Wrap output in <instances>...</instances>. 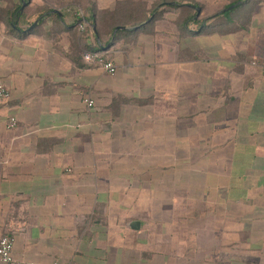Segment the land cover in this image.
<instances>
[{"label":"crops","instance_id":"0c3cea01","mask_svg":"<svg viewBox=\"0 0 264 264\" xmlns=\"http://www.w3.org/2000/svg\"><path fill=\"white\" fill-rule=\"evenodd\" d=\"M233 1L0 0L15 259L264 264V0Z\"/></svg>","mask_w":264,"mask_h":264},{"label":"built area","instance_id":"2783aa9c","mask_svg":"<svg viewBox=\"0 0 264 264\" xmlns=\"http://www.w3.org/2000/svg\"><path fill=\"white\" fill-rule=\"evenodd\" d=\"M85 23H81L80 29L85 28ZM82 58L85 62L96 65L101 68L104 73L114 74L116 72L117 66L113 60L107 59L104 52L101 50H87L82 54ZM8 92L5 87L0 84V98L6 99L8 97ZM83 102L87 108L91 109L94 106V100L90 98L89 94H84ZM17 124L15 117L9 118V127H14ZM0 263L1 264H37L33 261H20L15 259L13 255V239L8 234H2L0 236ZM49 264H71L69 262H51Z\"/></svg>","mask_w":264,"mask_h":264},{"label":"trees","instance_id":"16d2710c","mask_svg":"<svg viewBox=\"0 0 264 264\" xmlns=\"http://www.w3.org/2000/svg\"><path fill=\"white\" fill-rule=\"evenodd\" d=\"M238 1L240 0H234L229 6L226 7L225 11L223 13H221V15H223L224 17H228V15H230V13H232L233 11L239 9L241 6L245 5V4H251V2H253V0H245L241 3H238ZM191 16V15H190ZM90 31V29H89Z\"/></svg>","mask_w":264,"mask_h":264},{"label":"rangeland","instance_id":"374dc122","mask_svg":"<svg viewBox=\"0 0 264 264\" xmlns=\"http://www.w3.org/2000/svg\"><path fill=\"white\" fill-rule=\"evenodd\" d=\"M135 2H136V0H134ZM149 2H150V4H151V6L153 5V7L156 5V4H158V3H161L160 4V6H162V5H164V3L166 4V3H168V1H175V2H178V3H182V2H185L186 0H148ZM241 1H243V0H241ZM139 2V1H138ZM231 6V5H230ZM152 8V7H151ZM223 9H226V7H224ZM222 9V10H223ZM207 10L208 9H206V13L204 12L203 14H200V16H199V18L198 19H203V18H205L206 17V19H210L209 17H208V14H207ZM194 14V12L193 11H191L190 12V15H193ZM231 14V13H230ZM207 21V20H206ZM213 22V21H212Z\"/></svg>","mask_w":264,"mask_h":264},{"label":"water","instance_id":"95a60500","mask_svg":"<svg viewBox=\"0 0 264 264\" xmlns=\"http://www.w3.org/2000/svg\"><path fill=\"white\" fill-rule=\"evenodd\" d=\"M25 4V2H22V6ZM194 7V9L196 10V14H195V16H194V18H197V16H198V14H199V12H200V8L199 7H196V6H193ZM231 7V6H230ZM118 28H122V27H118ZM118 28H116V29H118Z\"/></svg>","mask_w":264,"mask_h":264}]
</instances>
